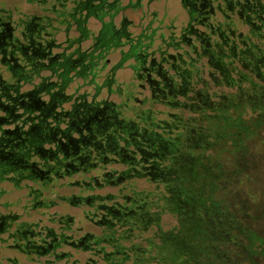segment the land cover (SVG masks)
<instances>
[{
    "label": "trees",
    "instance_id": "16d2710c",
    "mask_svg": "<svg viewBox=\"0 0 264 264\" xmlns=\"http://www.w3.org/2000/svg\"><path fill=\"white\" fill-rule=\"evenodd\" d=\"M38 2L43 14L27 26L24 38L34 42L45 34L50 51H28L24 68L7 65L10 75L0 73V89L7 79L12 91V103L1 104L7 113L0 111V130H8L0 142V177L11 174L17 186L24 183L38 208L55 206L58 199L89 207L86 216L99 227L98 234L79 228V237L68 235L73 219L53 218L69 242L90 234L86 249L72 246L91 254L84 264H264V220L256 223L247 217L240 195V188L254 181V151L264 145L263 56L262 62L250 63L226 50L220 68L198 50L195 39L187 45L180 41L181 34H161L154 47L156 31L135 35L125 19L121 40L112 46L114 42L104 40L110 37L112 23H104V18L137 8L139 0L125 5L122 0ZM90 19L101 24L97 33L88 27ZM41 25L46 27L43 33L38 32ZM124 45L128 49L122 51ZM109 49L121 50L116 68L134 59L130 66L141 76L134 77L137 84H118L105 76L101 62ZM166 49L182 52L176 53L173 70H187L188 88L185 94L166 98L159 93L142 97L139 84L148 89L152 53L168 54ZM150 78L161 81L154 74ZM111 81L119 102L102 97ZM157 104L170 111L155 109ZM112 108L137 127L136 134L125 135V145L119 142L116 152L112 125L103 132L96 123H112ZM38 125L37 134L31 127ZM21 140H26L25 147ZM54 187L89 194L60 195ZM112 187L115 193H93ZM166 214L174 220L169 228L163 227ZM49 232L56 234L53 228ZM64 245L45 253L31 248L27 254L46 256L49 264H73V254L57 251Z\"/></svg>",
    "mask_w": 264,
    "mask_h": 264
},
{
    "label": "flooded vegetation",
    "instance_id": "af4514ba",
    "mask_svg": "<svg viewBox=\"0 0 264 264\" xmlns=\"http://www.w3.org/2000/svg\"><path fill=\"white\" fill-rule=\"evenodd\" d=\"M35 3L38 7L41 6L40 2ZM180 3L188 18L187 23L179 30V36L181 34L179 37L180 41H184L187 45H190L192 44V39H195V42L198 43V50H202V54H205V56L209 58L210 63L214 62L217 67L221 68L222 63L219 59L221 56L226 55V50L230 51L235 58L240 56L239 61L243 59L248 60L250 63L263 61L264 48L262 51L261 46L264 47V0H180ZM40 10L43 12L42 7H40ZM41 16L42 14L24 15L23 13H18L17 18L14 19L10 11H6L5 8L0 6L1 68L4 65H18L16 56L9 54L6 50L4 51L1 48L2 45H6V39L11 36L13 29L19 28L20 26L27 27L29 24H35L36 20ZM238 26L244 28L245 31H241ZM120 33L123 35L121 30L117 31L112 28L110 37L104 38V40L114 42L112 43V46H114L115 43L117 44L118 41L121 40L119 37ZM171 33H175V31ZM187 33H191L193 36L190 38L186 35ZM193 47L195 48V46ZM195 50L197 53L198 51L196 48ZM2 52H5V54H2ZM167 52L168 54L161 51L159 54L157 53L158 55H155V52L152 53V67L149 71L152 72L151 74L161 78V81L153 80L150 78L151 74L147 72L146 81L149 90L146 89L143 83H140L141 92L145 89L148 90L153 97L155 93H159L162 98H166L167 95H174L175 93L185 94L189 80H187L184 75H188V72H186L187 70L182 72L174 71L173 69L177 67L175 61L177 60L176 53L178 52H169L168 50ZM180 53L182 52L178 53L179 56ZM260 55L261 57L263 56V59L259 57ZM142 56L144 57L145 55ZM50 57L51 56H48L49 59ZM26 58L29 59L27 51ZM157 60H159V62H157ZM50 61L53 62L55 60ZM156 62L158 64H154ZM50 65H52V63H50ZM64 65L68 66L70 64L68 61H64ZM129 68H131V66H129ZM131 70L136 78L141 77L137 68H131ZM113 74L114 69H112V80L114 79ZM160 85L163 88H161ZM113 95L117 94L112 93V96ZM112 101H114V99H112ZM22 104H24V102ZM22 104L19 105L21 106ZM33 105L36 106L37 103L34 102ZM124 117L112 108V123H102L101 119L96 122L98 126H100L98 129H102L103 132L106 129V125H112V152L117 151L120 146L119 142L125 145L128 141L126 137L129 136L130 138L134 133L136 134L137 127L133 123H126ZM26 120H30V117L25 118V121ZM31 128L33 132L37 133L40 131L41 126H32ZM156 140H158V138H156ZM25 141L26 140H21L19 144L25 147ZM120 152L122 155H127L123 147H120ZM27 190L29 196V189L27 188ZM33 206H36V203L33 202ZM15 218L11 216H1L0 232L2 231L8 234L9 239L14 242L12 247L28 256L30 260H35L34 258L37 257V254L33 256L28 255V249L33 248L37 253H45L61 242L62 244H67V246L70 245V247L80 246L82 249H86L87 246L85 242L90 239V234H87L83 239L75 238L77 241L69 242V237L60 229V226V231H55L56 234H52L49 232V228H39L37 230L35 228L36 225L30 227L25 224L26 222H17L19 218L15 221ZM6 220H10V223L6 224ZM11 227L15 232H11ZM44 230H48L47 233H45ZM22 238L25 240L23 241ZM69 259L72 258L70 257ZM76 261H78V259H73V264H76ZM87 262H89V260ZM63 264H68V262L64 261Z\"/></svg>",
    "mask_w": 264,
    "mask_h": 264
},
{
    "label": "rangeland",
    "instance_id": "374dc122",
    "mask_svg": "<svg viewBox=\"0 0 264 264\" xmlns=\"http://www.w3.org/2000/svg\"><path fill=\"white\" fill-rule=\"evenodd\" d=\"M35 2L38 0H0V6L10 11L14 16V19L17 18L18 13H23L24 15H33V14H43L40 10V7L37 6ZM125 14L130 18L135 20L136 27H130L129 31L133 32L135 35H138L142 30H147L151 32L152 29L156 30L154 47H157L159 43V36L163 34L168 36L172 31H175L176 35H179V30L182 26L187 23V15L182 9L181 3L179 0H154L149 2V0H143V6L137 11H126ZM150 27V28H148ZM89 28L93 30L95 25L91 22ZM152 28V29H151ZM172 28V29H171ZM241 31H245L244 28L238 26ZM96 32V30H93ZM125 41V40H124ZM91 41L84 43V46L87 47ZM128 49V46L123 47L122 51ZM169 52H173V49H167ZM112 58L114 61H117L120 57L119 50L115 49L112 51ZM201 63H204L205 60L201 59ZM134 62V59L126 60L123 64V69H120L116 72V82L118 84H127L134 82L137 84V80L134 79V74L129 68L131 63ZM199 62L198 65H201ZM134 79V80H133ZM145 95H150L148 90L142 91V97ZM112 99L115 101H120L121 99L118 95H113ZM155 109L162 111H170L169 108L163 105H155ZM255 157L257 158V167L253 170L252 178L253 182L249 183V186H242L240 188V195L242 197V206L245 208L247 217L256 223H262L264 220V145L262 149H255ZM246 179V178H245ZM145 184V183H143ZM13 189V188H12ZM57 193L60 195H70L74 193H84V195L89 194L88 192H80L79 189H69L68 187H54ZM117 191L116 188H105L103 190H94L93 193H107ZM26 190L22 189L20 191L13 189L12 192L6 196H0V214L9 212V208L6 207V203H15L18 201V205L10 206L13 212L21 213L22 219L24 221L30 222L35 228L48 229L53 228L56 232H59V225L53 222L54 217L60 215L68 216L73 219L72 231L67 232L68 235L74 234L75 237H79L81 232L79 228H82L83 232H89L92 234H98L100 232L99 227L89 220L86 216V212L90 211L89 207L86 206H72L66 201L59 200V204L52 206L50 208L36 207V210H33L31 203L26 200ZM6 201V202H5ZM174 224V220L171 215L163 216V227L169 228ZM81 230V231H82ZM46 230H44L45 232ZM82 232V233H83ZM70 233V234H69ZM264 235V232L261 231ZM13 241L9 239L8 234L0 235V264H48L47 257H35V260H30L28 256L23 254L21 251L16 250L12 247ZM69 251L73 254L72 259H78L80 264H84L86 260L91 257L90 253L76 250L73 247L64 245L58 251ZM50 259V258H49ZM62 264V263H60Z\"/></svg>",
    "mask_w": 264,
    "mask_h": 264
},
{
    "label": "crops",
    "instance_id": "0c3cea01",
    "mask_svg": "<svg viewBox=\"0 0 264 264\" xmlns=\"http://www.w3.org/2000/svg\"><path fill=\"white\" fill-rule=\"evenodd\" d=\"M123 1V5L127 4V0H122ZM135 1V0H134ZM154 0H149V2H153ZM140 4L138 5L137 8H126L125 10H123L120 14H118L115 18L113 19H109L108 17L104 18V23H107V22H110L112 23V27L113 29L119 31L121 28H122V20L125 19L126 20V25H128V31H129V28L130 27H136V24H135V20H133V18H130L129 16H127V14H125L126 11H137V9H140L142 6H143V0H139ZM180 2V0H179ZM91 22L95 25V28H93V30H96L95 33H97L100 29H101V24H97L93 19H90L89 20V23H88V27L89 25L91 24ZM150 28V27H148ZM152 29V28H151ZM156 30L158 29H152L151 31L152 32H155ZM150 32V31H149ZM74 35V33L72 34ZM83 47L84 44H83ZM115 50V49H109L105 55H104V59L102 60L101 63L104 64V70L106 71V77L108 79H111L112 80V69H114V74H113V78L116 80V72L120 69H123V66L120 68H116L117 64L119 63L120 61V57L117 61H114L113 58H112V51ZM119 55H121V50H119ZM99 81L102 80V78H99L98 79ZM117 83V82H116ZM110 90V91H109ZM110 93V94H109ZM102 97L103 98H107L109 100H112V81H111V85L109 87H106L102 90ZM12 176L11 174H9L7 176L6 179L0 177V196H6L8 194H10L12 192L13 189H16L18 191L24 189L26 190V200L29 201V203H31V199L30 197L28 196V190L26 188V186L23 184H21L20 186H17L12 180H11ZM13 188V189H12ZM6 202V201H5ZM18 201L15 202V203H6V207L9 208V212H6V213H1L0 214V217H16L14 220L17 221L16 219H18L17 222H26L27 224H31L30 222L28 221H24V220H21L22 219V214L21 213H17V212H13L12 209H10V206H14V205H18ZM32 207H33V210H36V206H33V203H31ZM2 233H0L1 235ZM14 248V247H13ZM16 249V248H15ZM1 250V248H0ZM18 250V249H16ZM8 264V263H7Z\"/></svg>",
    "mask_w": 264,
    "mask_h": 264
},
{
    "label": "water",
    "instance_id": "95a60500",
    "mask_svg": "<svg viewBox=\"0 0 264 264\" xmlns=\"http://www.w3.org/2000/svg\"><path fill=\"white\" fill-rule=\"evenodd\" d=\"M28 30L27 27H23L20 26L19 28H15L13 29L10 39H9V45L7 46V48H5V50L7 49V52H11V55L16 56L17 58V64L18 66H20L21 68L25 67V59H26V51H32V54L35 53L37 54L38 51L42 52L44 51L45 53L49 54V46H48V41L46 40V35L43 34V36L41 35L40 37L34 39L35 41H31V40H26L24 37L26 31ZM46 27L44 25H41L39 27V33H43L45 32ZM4 50V51H5ZM2 54H5V52H2ZM40 54V53H39ZM38 54V55H39ZM44 55L43 58L44 59ZM10 66L4 65L0 71V73L3 74L4 77L7 78V76L10 75ZM2 76V75H1ZM5 81V85L2 88V90L0 89V111H4V113H7V110H5L6 108L4 106H2V103H7L10 104L12 103V91H11V85L9 83H7V79L4 80ZM5 98V101H2V99ZM5 132L7 133L8 130L5 131H1L0 130V142L3 140V135L5 134ZM13 228L11 227V232H13ZM2 234H4L2 231L0 232Z\"/></svg>",
    "mask_w": 264,
    "mask_h": 264
}]
</instances>
